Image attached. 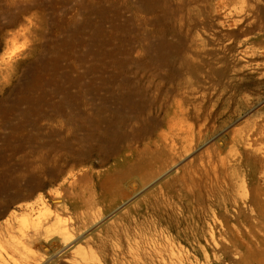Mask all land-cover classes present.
<instances>
[{"label": "rangeland", "instance_id": "rangeland-1", "mask_svg": "<svg viewBox=\"0 0 264 264\" xmlns=\"http://www.w3.org/2000/svg\"><path fill=\"white\" fill-rule=\"evenodd\" d=\"M130 4L0 0V257L19 230L37 228L73 229L71 244L29 246L27 264H160L155 252L166 241L190 236L189 213L165 215L160 201L162 193L174 201L181 196L191 209L183 165L136 158L119 173V188L103 189L123 196L99 199L100 178L116 161L109 121L123 112L121 96L161 82L135 74L131 62L163 60L170 52L138 26ZM121 132L139 151L152 141L134 139L128 124ZM133 179L139 188L128 187ZM93 210L100 212L95 218ZM176 243L179 254L191 252Z\"/></svg>", "mask_w": 264, "mask_h": 264}, {"label": "bare ground", "instance_id": "bare-ground-1", "mask_svg": "<svg viewBox=\"0 0 264 264\" xmlns=\"http://www.w3.org/2000/svg\"><path fill=\"white\" fill-rule=\"evenodd\" d=\"M122 1H131L138 26L170 52L163 60L131 62L135 74L161 84L121 96L123 112L109 121V152L117 159L100 178L101 189L119 188V173L145 155L161 167L183 165L191 209L181 196L174 201L162 193L160 201L165 215L189 213L190 236L166 241L155 252L159 263L264 264V0ZM126 124L134 139L152 141L139 151L121 132ZM128 187L140 182L130 180ZM106 193L99 199L123 196L119 189ZM99 213L93 210L91 217ZM72 232L19 230L0 264L29 263V246L58 242L66 249ZM176 241L189 244L191 252L179 254Z\"/></svg>", "mask_w": 264, "mask_h": 264}, {"label": "water", "instance_id": "water-1", "mask_svg": "<svg viewBox=\"0 0 264 264\" xmlns=\"http://www.w3.org/2000/svg\"><path fill=\"white\" fill-rule=\"evenodd\" d=\"M134 184H132V186H133ZM134 188V187H133Z\"/></svg>", "mask_w": 264, "mask_h": 264}]
</instances>
